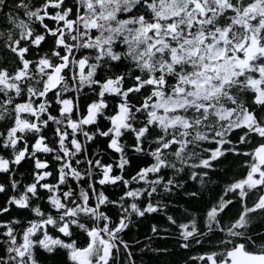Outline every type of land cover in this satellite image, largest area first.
<instances>
[{"label": "snow or ice", "instance_id": "1", "mask_svg": "<svg viewBox=\"0 0 264 264\" xmlns=\"http://www.w3.org/2000/svg\"><path fill=\"white\" fill-rule=\"evenodd\" d=\"M146 252L264 264V0H0V264Z\"/></svg>", "mask_w": 264, "mask_h": 264}, {"label": "trees", "instance_id": "2", "mask_svg": "<svg viewBox=\"0 0 264 264\" xmlns=\"http://www.w3.org/2000/svg\"><path fill=\"white\" fill-rule=\"evenodd\" d=\"M143 230H144V225H142L140 231H143ZM134 232H135V230H133V232L129 233V235H133ZM137 239H139V236H137ZM137 255L139 257L140 254L138 253ZM152 255H153V253H151V252H146L143 255L142 259L145 261V264H151V257H152Z\"/></svg>", "mask_w": 264, "mask_h": 264}]
</instances>
